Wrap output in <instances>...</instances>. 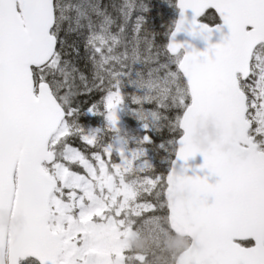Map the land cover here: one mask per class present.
Here are the masks:
<instances>
[{
  "label": "snow or ice",
  "instance_id": "1",
  "mask_svg": "<svg viewBox=\"0 0 264 264\" xmlns=\"http://www.w3.org/2000/svg\"><path fill=\"white\" fill-rule=\"evenodd\" d=\"M174 6L161 34L151 0H0V213L64 249L22 256L4 234V264H264V0ZM197 155L217 182L188 175ZM181 216L192 235L173 251ZM89 233L114 238L106 258Z\"/></svg>",
  "mask_w": 264,
  "mask_h": 264
},
{
  "label": "water",
  "instance_id": "2",
  "mask_svg": "<svg viewBox=\"0 0 264 264\" xmlns=\"http://www.w3.org/2000/svg\"><path fill=\"white\" fill-rule=\"evenodd\" d=\"M177 9V8H176ZM177 18L179 19V10L177 9ZM227 34V30H224V35ZM186 37L183 33L177 36L178 41L185 40ZM222 42V37L220 34L214 35L210 41H195L194 46L197 51L204 52L207 50L209 44H218ZM204 139L209 143H216L219 139V133L214 125V122L207 121L204 125ZM182 163V162H180ZM204 160L203 156L197 155L194 159L188 162L190 176H200L203 178L205 175L208 176L209 183H215L218 181L219 177L211 175L207 169H203ZM54 186V184H53ZM237 223L240 226V230L237 232V235L244 234V221L242 218L237 220ZM177 231L180 233L178 237L185 238V232H188L189 235H192L189 230V225L187 222L186 216H181L176 221ZM6 234L10 238V243L15 246V242L23 237L24 244L21 252L22 256H36L37 258L45 257L49 252H52L55 255H60L62 253V246L52 248L50 245H47L38 230L33 215L26 212L14 211L12 214H9L7 210L0 213V236ZM0 264H4V255L0 251Z\"/></svg>",
  "mask_w": 264,
  "mask_h": 264
},
{
  "label": "rangeland",
  "instance_id": "3",
  "mask_svg": "<svg viewBox=\"0 0 264 264\" xmlns=\"http://www.w3.org/2000/svg\"><path fill=\"white\" fill-rule=\"evenodd\" d=\"M257 56L260 58L261 61H264V53L262 50L257 52ZM124 118V123L130 128H136L137 122L135 120H132L129 118L127 120ZM141 135L143 133H140ZM132 179V178H130ZM95 214V213H93ZM69 220L71 218L69 217ZM91 220V216L87 217L85 220L81 221V225L84 231H88V222ZM92 239V246L88 249V255L92 258H95L97 260L106 258L111 252L113 244H114V238L110 234H101V235H92L89 233ZM66 235V234H65ZM129 246L132 252H146L148 251V242L142 238H137L135 235H133V239L129 240ZM186 246V242L180 239H176L175 244L172 246L173 251H178L181 248ZM64 251V249H63ZM63 253V252H62ZM163 254H161V258L158 259L157 264H164V260L162 259Z\"/></svg>",
  "mask_w": 264,
  "mask_h": 264
},
{
  "label": "trees",
  "instance_id": "4",
  "mask_svg": "<svg viewBox=\"0 0 264 264\" xmlns=\"http://www.w3.org/2000/svg\"><path fill=\"white\" fill-rule=\"evenodd\" d=\"M171 3L173 6L170 7L168 4L162 3V0H151V4L153 5V7L149 15H151L153 18L151 19L150 24L155 32L163 34L166 32L168 27L174 24L177 15V10L176 7L174 6L176 0H171ZM158 38L163 39V35H161ZM69 42L71 43V38ZM69 52L71 53V49H69ZM72 56L74 58V54H72ZM76 62L78 63V66H80L82 69L84 68V64H85L84 60H80ZM84 99H85V103H87V98ZM74 146L79 147V144H76Z\"/></svg>",
  "mask_w": 264,
  "mask_h": 264
}]
</instances>
